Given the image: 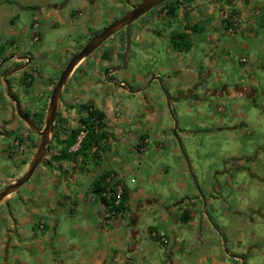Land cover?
Segmentation results:
<instances>
[{
  "label": "crops",
  "instance_id": "crops-1",
  "mask_svg": "<svg viewBox=\"0 0 264 264\" xmlns=\"http://www.w3.org/2000/svg\"><path fill=\"white\" fill-rule=\"evenodd\" d=\"M64 1L63 5H56L53 0L0 2V27L4 26L10 35L0 41V62L6 61L1 72L15 66L20 70L9 79L12 92L20 91L18 79L25 77L26 97L22 105L32 120L21 124L12 118L8 104L3 103L0 108V125L8 123L4 130L7 134L0 135L3 140L0 191L27 171L39 143L35 131H40L39 126L45 122L53 89L52 78L36 73L35 67L30 68L39 52H30L21 40L27 38L34 43L41 37L34 30L29 34L28 27L20 28V15L13 9L14 5L33 16L43 15L44 19L50 13L60 12L69 0ZM78 1L83 8L87 3L92 4L94 10L100 3V0ZM109 1L121 6L120 0ZM171 6H175L178 16L174 24L181 27L175 33H186L190 48L178 51L170 46L165 56L159 57L149 53L153 67L145 80L156 83L151 92H146L148 86L131 93L129 90L134 89L124 81L118 84L115 80L109 82L110 86L97 88L94 84L87 85L90 75L85 73L81 74L80 86L70 87L79 69L68 79L59 99L58 116L44 161L27 183L0 204V264H247L246 247L229 248L228 229L216 226L215 219L218 211L229 220L231 211L242 212L229 201L231 191L239 195L242 192L244 183L236 180L245 177L247 161L232 156L231 161H223L221 170H216L215 162L211 164L210 160L205 167H199L201 155L196 154L190 156L188 166L176 139L180 133L183 136L188 133L186 128L177 127L176 135L172 134L174 126L167 122L168 116L165 118L170 110L160 85L168 95L170 106L187 100L191 110L204 107L203 101L209 99L215 105L231 100L229 110L217 109L228 112L237 133L244 134L248 117L246 112H241L240 100L264 111V106L258 103L264 98V0H174ZM110 13L106 10L104 16L108 18ZM69 17L83 18L82 24L78 23L83 35L75 48L65 51L66 55L82 47L84 39L97 31L103 19L95 11L87 20L82 10H70ZM232 18L238 21L235 33L230 35L227 25ZM168 21L163 19L164 23ZM138 23L131 25L132 41L138 47L152 49L163 40L160 31L172 25L161 28L155 20L151 23L156 24H148L140 33L138 27L143 26ZM195 47L198 55L192 52ZM232 56L236 59L232 60ZM230 65L236 74L232 80L227 72ZM154 76L160 80H151ZM3 86L0 83V94ZM34 88L42 90L37 100L31 96ZM125 95L138 100L124 102ZM88 102L104 113L107 138L79 155L77 150L86 132H81L69 147L66 140L79 125V105ZM199 116L200 124L203 118H213L201 112ZM231 129L211 126L205 133L208 138L218 132L234 135ZM129 172L139 175L136 186L132 177L128 181ZM111 176L110 185L122 184L125 191L121 217H112L100 196ZM220 236L225 239L223 245ZM240 238L238 235L232 239L239 243ZM157 245H165L164 255L157 251Z\"/></svg>",
  "mask_w": 264,
  "mask_h": 264
},
{
  "label": "rangeland",
  "instance_id": "rangeland-1",
  "mask_svg": "<svg viewBox=\"0 0 264 264\" xmlns=\"http://www.w3.org/2000/svg\"><path fill=\"white\" fill-rule=\"evenodd\" d=\"M4 1L5 0H0V2ZM32 1L36 2L39 0ZM89 1L91 3L94 2V0ZM141 1L142 0H120L119 3L121 6L117 7L118 5L113 4L109 0H100L99 5L97 6L96 10H94L92 8V4L90 3H87V6L83 8L82 4L78 0H69L63 9H61L60 12L58 11L59 13L57 12L56 15L50 13V15L44 19L41 18L43 15L33 16V14L30 12L21 11L14 5L13 9L16 10L20 15V28L28 27L29 34L32 32V30H34L37 35L41 37L39 42L34 43L30 42V40L27 38L21 40V44L27 47L30 52H39V57H37V60L33 62L30 68L35 67L36 73L52 78V88H54L61 72L65 68L70 58L74 54L78 53L80 49L94 36V34H98L108 24L122 17L131 9V7L137 5ZM64 2V0H53V3L56 5H63ZM173 3L174 0H170L165 5H161L160 7L152 9L145 16L141 17L132 24L133 27L139 22L140 25L143 26V28H140V26L138 27L140 33L145 31L144 27H147L148 24H151L152 26L153 24H156L151 23L155 20L158 21L157 24L161 28L162 26L164 28L166 24H172L170 29L168 28L162 32L160 31V33H162L163 40L157 42L154 49L138 47L139 44L132 41L130 34L129 50L126 54L124 68L121 69L123 64V54L125 51V39L123 34L120 35V33H117L78 65V67L75 69H79L78 75L76 78L73 77L71 79L69 86H80L79 80H83V75L81 74L84 73L87 76L90 75L86 79L87 85L94 84L97 88H99L100 85H105V87L106 85L110 86L107 73L110 70L114 71L118 68L120 69L119 71H115L111 74L112 80H115L118 83L124 81V83L134 90L149 86L148 88H145V90L146 92H151L154 89L156 83L152 81L150 83L149 80H145V77L153 67L151 64L152 60L148 55L149 53H154L156 57L165 56V50L170 47L169 37L171 34L179 32L181 29L180 25L174 24V22L178 20L176 13L171 16L168 15L167 11L164 13V10H167L168 6H171ZM70 10H82L87 20L96 11V13H99L103 19L100 21L97 31H93L87 35L88 37L87 39H84L85 43L82 47H80L74 54L66 55L65 51H68L70 48H75L76 43L83 35V31L80 28L81 26L78 25V23L82 24L83 18L72 20L69 17ZM106 10L111 12L110 17L108 16V18L107 16H104ZM185 14L186 13H184V15ZM165 18L169 19V23L163 22V19ZM182 18L184 19L183 16ZM71 23H73V25ZM32 27L34 29H31ZM9 37L10 35L8 34V31L5 29V27H0V41L2 42ZM136 50L137 54L135 55ZM192 52L198 55L199 50L197 47H195ZM231 59L234 60L236 57L232 56ZM228 67L229 68L227 69V72L229 75V80H232L236 75L234 72L235 70L232 65ZM95 70L97 71L96 75H92ZM76 80H78V82H76ZM160 90L162 91L161 85ZM31 91V96H34L35 100H37L38 96L42 94V90L40 89L35 90L34 88L31 89ZM137 100L138 97H134L133 95H125L123 97L124 102H135ZM211 101L213 100L209 99L207 102L203 101L204 107L197 109L192 108L190 110L188 107L189 104L187 103L188 101L181 100L180 103L170 106V111L168 112L169 115H165V118L168 116L167 122H169V124L172 123L173 126H175L176 123L178 129L186 128L188 134L183 136L180 133L176 139H178L180 142L179 145H181L182 149L181 154L188 166L190 164V156L194 155L195 157L196 154L201 155L199 157L201 160L199 167H205L208 163V160H210L211 164L212 162H215L214 168L216 170H221L224 167L223 161H231L232 156H237L239 158L244 157V161H247L246 166H244V171L246 172L245 177L243 179H239L240 177H238L236 180H240L244 183L242 192L239 195L237 191H231L232 199L230 197L229 201V204L232 206L234 205L237 209L239 208L242 212L235 213L231 211L229 220L225 217L222 211H218V213L215 215L216 226H224L225 229H228L227 241H229V248L233 247L236 249L238 246L246 247L247 250L245 251L244 255H246L245 258L247 260V264H264V111L261 107L256 109L253 108L252 105L246 104L240 100L239 103L242 105L241 108L243 109H241V112H246L248 118L244 134L242 133L239 135L234 126L235 122L230 121L227 117L226 113L228 112L218 111L217 109L220 107V109L226 108V111L229 110L231 100H223L222 103H216V105L211 103ZM258 103H261V105L264 106V98L261 97ZM84 105L93 106L91 102L80 104L77 118L86 116V112L82 110V106ZM138 108L140 111L142 110L141 107ZM199 112L203 113L204 115L207 114L213 118L211 120H205V118H203V122L200 124L199 122L201 119ZM189 113H191L190 118L187 117V114ZM177 116H179V118H177ZM193 120L195 122H193ZM43 125L39 126L41 127L40 129L43 128ZM211 126L216 127V129L220 127H232L231 131L234 132V135L226 132V134L218 132L213 138H208L205 130L210 129ZM76 130H79V134L81 132L85 133L83 127L80 126V124ZM191 131H194L195 134H189ZM150 135L152 136V133H150ZM1 142H3V140L0 139V143ZM194 157H191L192 161H195ZM199 167L197 169L195 168V173H198ZM130 171L133 173L132 168ZM131 173H128V181L132 177L136 181L134 184L136 186L140 179L139 175H134ZM240 221L243 223V225L242 223H239ZM61 229L64 231L66 230V227L61 226ZM238 235L241 236L239 243L232 239H236ZM219 240L223 245L225 239L220 236ZM169 244H173V239L171 236ZM164 246L165 245H157V251L160 252V254L162 253V255L165 253Z\"/></svg>",
  "mask_w": 264,
  "mask_h": 264
},
{
  "label": "water",
  "instance_id": "water-1",
  "mask_svg": "<svg viewBox=\"0 0 264 264\" xmlns=\"http://www.w3.org/2000/svg\"><path fill=\"white\" fill-rule=\"evenodd\" d=\"M168 0H142L137 5L131 7V9L124 14L122 17L112 21L108 24L103 30H101L98 34L94 35L81 49L78 53L74 54L65 68L61 72L59 79L52 89V92L49 97L48 107L45 122L43 128L40 131H35L39 136V143L37 150L30 162V165L23 176L17 179L15 182L8 184L0 191V204L13 192L19 189L22 185L27 183L31 178L32 174L36 170V168L44 161L47 155V147L49 145L50 136L54 131V124L58 114V103L60 99V95L68 79L73 74L75 69L78 67L82 61L87 59L91 54H93L98 48H100L108 39L113 37L115 34L120 32L121 30H125L126 40H125V51L123 54V64L121 69L124 67V62L126 59V54L129 50V31L130 27L133 23H135L138 19L145 16L152 9L158 7ZM151 80H160V77L154 76ZM123 88H126L122 85ZM163 93L166 97L167 105L170 110L169 98L165 93L164 88L161 87ZM140 90H129V92H137ZM27 123H29L27 121ZM177 124L175 123L174 129L172 131L173 135H176Z\"/></svg>",
  "mask_w": 264,
  "mask_h": 264
},
{
  "label": "trees",
  "instance_id": "trees-1",
  "mask_svg": "<svg viewBox=\"0 0 264 264\" xmlns=\"http://www.w3.org/2000/svg\"><path fill=\"white\" fill-rule=\"evenodd\" d=\"M170 0L163 3L165 5ZM175 6H168V15H173L175 13ZM96 35V34H94ZM186 33H175L169 37L170 46L178 51H188L190 44L186 41ZM82 110L86 112V116L79 118V124L83 127L85 136L80 142V146L77 150V154L84 155L87 150L92 147L97 146L99 142L104 141L107 138V132L104 130L105 124L103 119L105 117L104 113L95 109L93 106L84 105ZM79 135V130H75L71 133L69 139L66 140L67 147L73 145ZM114 190V187L112 188ZM125 202V191L123 190L122 203Z\"/></svg>",
  "mask_w": 264,
  "mask_h": 264
},
{
  "label": "flooded vegetation",
  "instance_id": "flooded-vegetation-1",
  "mask_svg": "<svg viewBox=\"0 0 264 264\" xmlns=\"http://www.w3.org/2000/svg\"><path fill=\"white\" fill-rule=\"evenodd\" d=\"M161 5H163V4H161ZM161 5H159L158 7H160ZM131 29H132V27H130L129 35L131 34ZM118 33H120V35L123 34L124 39L126 40V35H125L124 29ZM4 61H5V59L0 62V83H1V85H4L3 86L4 91H3V93L0 94V108L2 107L3 103L8 104L9 108L12 112V118L13 119H16L17 121H20L22 123L23 122L25 123L27 121L31 123L32 120L30 118V114L23 109V105H22V103H23L22 99L24 97H26V95H25L26 87H27L26 79H25V77H22V76H20V78L18 79L19 90L21 91V89H22V95L20 94V91L12 92L10 89V80L9 79L12 76L16 75L17 73H20V70H17V67L15 66L11 69H8L6 71L4 70L3 72H1L3 66L6 64V61L5 62ZM119 70L120 69H118V68L115 69L114 71L110 70L107 73V77L109 78L108 80L114 82V80L111 79L110 74L114 73L115 71H119ZM118 84H121V82ZM4 100L5 101L7 100V101L5 102ZM7 125H8L7 122L2 123L0 125V135L7 134L6 131H4L7 127ZM15 145H17V144H15Z\"/></svg>",
  "mask_w": 264,
  "mask_h": 264
},
{
  "label": "built area",
  "instance_id": "built-area-1",
  "mask_svg": "<svg viewBox=\"0 0 264 264\" xmlns=\"http://www.w3.org/2000/svg\"><path fill=\"white\" fill-rule=\"evenodd\" d=\"M237 19L232 18L228 21L227 31L230 35L235 33ZM80 142V141H79ZM76 150V149H75ZM113 181V176L106 180V184L100 192V196L107 203L112 217H121L124 214V203H122L123 186L122 184L110 185ZM114 187V190L112 188Z\"/></svg>",
  "mask_w": 264,
  "mask_h": 264
}]
</instances>
